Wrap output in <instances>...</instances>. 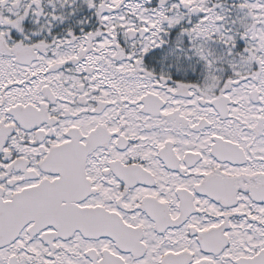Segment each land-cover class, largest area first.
<instances>
[{
    "label": "snow or ice",
    "instance_id": "6c2138e0",
    "mask_svg": "<svg viewBox=\"0 0 264 264\" xmlns=\"http://www.w3.org/2000/svg\"><path fill=\"white\" fill-rule=\"evenodd\" d=\"M0 264H264V0H0Z\"/></svg>",
    "mask_w": 264,
    "mask_h": 264
}]
</instances>
